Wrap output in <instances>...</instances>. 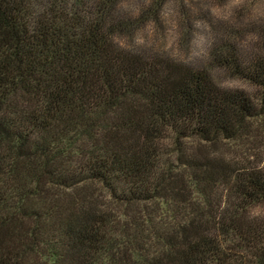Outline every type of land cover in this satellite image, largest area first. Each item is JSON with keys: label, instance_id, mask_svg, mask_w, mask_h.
Masks as SVG:
<instances>
[{"label": "trees", "instance_id": "obj_1", "mask_svg": "<svg viewBox=\"0 0 264 264\" xmlns=\"http://www.w3.org/2000/svg\"><path fill=\"white\" fill-rule=\"evenodd\" d=\"M170 1L0 0V264H264V0L202 62Z\"/></svg>", "mask_w": 264, "mask_h": 264}, {"label": "rangeland", "instance_id": "obj_2", "mask_svg": "<svg viewBox=\"0 0 264 264\" xmlns=\"http://www.w3.org/2000/svg\"><path fill=\"white\" fill-rule=\"evenodd\" d=\"M251 3L252 7L250 9L248 6ZM186 4L188 15H186V17L184 16V22L182 21L181 27L174 20L172 10L173 7L175 8V1L172 0L164 6L160 23L155 24L150 22L146 25V30L150 33H152L151 31L161 32L164 34L169 44H177L178 41L183 42L184 37H186L189 39L191 46V58H193L195 62L205 61V52L212 44V41H214L216 37H220L222 32L219 25L230 21V19L233 21L237 20L238 22H236V24L238 23V26H240V22L256 20L260 17L263 8L259 0H186ZM239 11H244L243 14L245 15L243 21L237 19ZM186 21L190 24V29L184 27ZM252 37V34L247 35V44L250 43L249 39ZM215 73L227 86L242 87L251 93L256 92V89L252 86L234 81L227 73L223 72L222 74L220 71H215ZM194 144L197 145L198 142L194 141ZM232 147L233 145L230 143L220 145V152L231 156L233 155Z\"/></svg>", "mask_w": 264, "mask_h": 264}]
</instances>
